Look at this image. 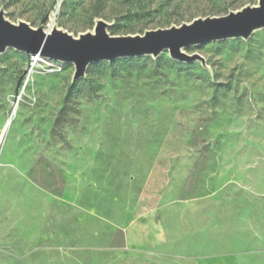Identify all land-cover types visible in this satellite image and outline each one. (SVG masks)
Segmentation results:
<instances>
[{
    "label": "rangeland",
    "instance_id": "1",
    "mask_svg": "<svg viewBox=\"0 0 264 264\" xmlns=\"http://www.w3.org/2000/svg\"><path fill=\"white\" fill-rule=\"evenodd\" d=\"M167 1L171 25L257 5ZM138 3L0 10L73 36L99 18L113 36L164 27ZM182 50L206 66L163 50L90 63L75 81L72 63L0 53V264H264V28ZM149 219L165 241L129 244L126 227Z\"/></svg>",
    "mask_w": 264,
    "mask_h": 264
},
{
    "label": "water",
    "instance_id": "2",
    "mask_svg": "<svg viewBox=\"0 0 264 264\" xmlns=\"http://www.w3.org/2000/svg\"><path fill=\"white\" fill-rule=\"evenodd\" d=\"M94 24L92 31L73 36L57 26L48 30L42 24L34 28L26 21H8L0 10V53L12 47L24 54L72 63V81L84 77L90 63L145 55L157 57L163 50L173 60L198 61L205 67L202 55L187 54L182 49L227 38L248 39L254 30L264 28V0L224 15L197 17L189 23L147 29L142 34L113 36L107 31L110 24L103 19ZM17 98L18 95L16 102Z\"/></svg>",
    "mask_w": 264,
    "mask_h": 264
},
{
    "label": "crops",
    "instance_id": "3",
    "mask_svg": "<svg viewBox=\"0 0 264 264\" xmlns=\"http://www.w3.org/2000/svg\"><path fill=\"white\" fill-rule=\"evenodd\" d=\"M126 239L131 245L150 248V246L165 241L166 234L154 219L145 223L136 221L134 225L126 227Z\"/></svg>",
    "mask_w": 264,
    "mask_h": 264
},
{
    "label": "trees",
    "instance_id": "4",
    "mask_svg": "<svg viewBox=\"0 0 264 264\" xmlns=\"http://www.w3.org/2000/svg\"><path fill=\"white\" fill-rule=\"evenodd\" d=\"M142 4H139V7H148L154 8L155 12V16L158 17L157 21L161 22L164 24V27L166 26H171V24L174 22V18L176 16H173L175 14L176 11H174V8H169L167 7L168 5V1L167 0H159L158 2H154L153 0H141ZM172 9V10H171ZM174 17V18H173Z\"/></svg>",
    "mask_w": 264,
    "mask_h": 264
},
{
    "label": "built area",
    "instance_id": "5",
    "mask_svg": "<svg viewBox=\"0 0 264 264\" xmlns=\"http://www.w3.org/2000/svg\"><path fill=\"white\" fill-rule=\"evenodd\" d=\"M35 57L37 58V56L35 55Z\"/></svg>",
    "mask_w": 264,
    "mask_h": 264
},
{
    "label": "bare ground",
    "instance_id": "6",
    "mask_svg": "<svg viewBox=\"0 0 264 264\" xmlns=\"http://www.w3.org/2000/svg\"><path fill=\"white\" fill-rule=\"evenodd\" d=\"M2 139H3V137H2Z\"/></svg>",
    "mask_w": 264,
    "mask_h": 264
}]
</instances>
